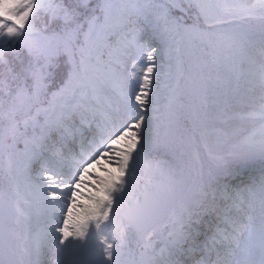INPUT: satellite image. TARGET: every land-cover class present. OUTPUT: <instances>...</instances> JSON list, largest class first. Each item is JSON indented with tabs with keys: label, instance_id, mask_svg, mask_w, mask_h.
<instances>
[{
	"label": "snow or ice",
	"instance_id": "6c2138e0",
	"mask_svg": "<svg viewBox=\"0 0 264 264\" xmlns=\"http://www.w3.org/2000/svg\"><path fill=\"white\" fill-rule=\"evenodd\" d=\"M80 4L85 10L83 13L74 7L54 4L51 0H11V4L0 0V66H6L8 71L7 76L0 74V106L2 97L7 96L8 139L11 141L8 147L14 148L15 143L23 139L26 150L29 145L38 149L28 159V166L39 163L37 176L30 178L32 198L29 203L33 207L62 206L61 221L55 226V231L59 233L56 237L58 251L63 255L70 248H87L90 243L96 242L106 260L115 264L114 249L123 246L124 237L122 234L121 244L117 246L110 238V231L114 224L121 221L125 206L128 207L127 222H121V227L127 230L141 228L149 219L168 211L171 204L172 208L178 205L179 210L174 211L175 218L170 228L167 224L163 225L158 240L149 236L144 245L149 255L141 264H237L235 259L230 258L234 257L246 238L253 236L251 214L257 210L258 197L261 218L259 264H264V173L258 189L243 182L229 189L227 184L217 186L216 178L210 177L198 189L194 207L175 186L168 190L164 201L154 200L146 204L139 198L136 193L138 165L145 162L152 166L146 147L145 113L154 111L148 105L152 74L157 67V48L148 47L145 51L142 45L131 40L124 42L119 49L116 63L129 62L125 71L130 72L132 81H136L121 114L118 102L98 92L90 60V45L93 41L107 38L115 6L111 0H104L99 8L100 15H96L88 12L89 0H80ZM196 7L205 22L213 27V31L206 34L219 35L220 39L231 42L240 57V76L250 85L248 91L254 92L259 88L264 101V36L258 42L260 58L257 60L252 53L256 44L240 36L225 37L209 20V5L199 0ZM179 10L184 11L183 8ZM42 13L48 14L53 21L62 19L65 22L61 38L67 36L68 39L62 49H57V53L63 51L67 55L71 70L67 83L54 94L69 92L70 98L59 111L51 116L46 114L41 124L36 117L42 110L36 108L33 115L32 109L35 103H39L40 93L46 87L43 68L55 54L48 46L32 42ZM237 13L264 18V0H258L255 5L238 6ZM136 14L144 16V8L138 7ZM81 15L86 17V27L80 23ZM192 30L198 31L195 28ZM80 34H83L84 42L79 47L77 60L72 37ZM25 52L26 57L21 59ZM13 59L21 60L18 71L11 68ZM137 64H140L139 75ZM220 69L224 72L223 82L226 85L227 73L231 71L228 58ZM225 91H228L227 88ZM89 93L95 103L85 102ZM231 98L239 102L234 91ZM44 111L47 113L49 110ZM122 142V148L116 147ZM255 147V141L248 144V150ZM258 147L264 152V133ZM101 160H106L111 168V171L109 168L102 169L105 177L90 172ZM86 176L91 177L94 183H87ZM83 188H90L91 191L85 194L81 191ZM78 197L87 203H81ZM221 201L229 203L222 205ZM17 211L20 209L17 208ZM45 242V237L37 236L38 248L43 247ZM0 264L4 261L0 260Z\"/></svg>",
	"mask_w": 264,
	"mask_h": 264
},
{
	"label": "rangeland",
	"instance_id": "374dc122",
	"mask_svg": "<svg viewBox=\"0 0 264 264\" xmlns=\"http://www.w3.org/2000/svg\"><path fill=\"white\" fill-rule=\"evenodd\" d=\"M195 5L199 0H192ZM232 1V0H230ZM11 4V0H6ZM241 5H255L258 0H236ZM111 3L115 6L109 22L107 30V38L101 41H93L90 45V60L94 62L98 76L93 74L98 92L106 95L109 99L119 103L121 114L128 103L129 97L132 95V89L136 81H132L130 72L125 71L129 66V62L117 64L119 57V49L126 41L135 40L143 46V50L148 47L157 48V67L152 74V84L159 83L161 88L152 96L149 93L150 110L145 113V131L147 136L148 160L151 164L162 160L167 154L164 147L167 140V120L166 107L172 92L177 85L178 79V63L182 58L181 54V32L178 26V20L171 15L166 6L159 0H151L139 7L144 8L145 15L137 16L135 12L134 19L129 18L128 14L122 12L117 3ZM104 4V3H103ZM231 4V3H230ZM103 6V5H102ZM230 7L229 4L225 5ZM138 8V7H137ZM136 8V9H137ZM231 8H234L233 6ZM259 16V15H251ZM131 21V23H125ZM264 33L259 28L253 27L245 32L241 37L246 41L253 42L256 47L252 49L253 55L257 60L260 58L258 42ZM109 45H112L110 48ZM135 52L136 49H133ZM225 58L229 59L231 71L227 73L228 80L225 85L223 82L224 72L220 69V65L225 62ZM139 59V58H138ZM212 67L207 75H200L196 82V98L201 105V116L199 118V126L201 127L197 133L198 139L207 148V141L212 133H218L227 138L231 151L228 153H220L215 148L210 147L206 150L207 162L203 166L210 165L208 176L217 177L224 176L230 171H240L243 164H254V160L261 156L264 152L259 150L258 142L264 133V101L261 100V92L257 88L254 92H249L250 85L240 76L241 63L238 52L232 47L231 42L226 39L212 56ZM140 64H137V73L139 75ZM247 67V65H243ZM161 80H158L159 78ZM119 80V85H117ZM99 84V85H98ZM151 84V88L153 87ZM227 88V92L225 91ZM239 97V102L233 100L231 95ZM220 94V97H218ZM63 101L55 106H47L41 113L43 123L46 114L51 116L60 110L61 106L68 100L67 96H62ZM86 100L95 103L91 93ZM44 110H49L47 113ZM4 114L0 113V129L4 123ZM2 122V123H1ZM211 140V139H210ZM252 141L257 142V147L248 150V144ZM4 147L5 162L10 165V175L14 188L2 190L0 194V260L4 264H43L46 260L47 264H89L94 256L100 253L96 242L90 243L87 248H70L64 255L68 256V252H75L73 260L60 261V255L57 254L56 237L59 233L55 231V226L60 223L62 218L61 207L50 208L46 205L33 207L29 201L31 200V190L29 188L30 178L36 177L39 168L37 163L28 166L29 155L38 149L33 145H29L27 150L23 144V140H18L14 148H9L11 141L8 137L0 140ZM116 147L122 148L121 145ZM205 148V149H206ZM103 168H111L106 160H101L100 164L90 170L97 176L105 177ZM150 168L147 163L141 162L137 169L136 193L141 200L149 197L155 191L166 189L167 191L175 186L181 192L185 189L184 180L172 177L166 173H159L158 178L154 180L152 171L149 173L145 169ZM207 168H204L205 171ZM264 173V172H263ZM139 175V176H138ZM261 175L252 176L250 180L245 182L258 189ZM87 183L92 184L94 180L86 176ZM82 192L88 194L91 189L83 188ZM183 193V192H182ZM81 203H87L86 200L78 197ZM11 203L16 211L17 220L15 223L7 221V208ZM227 204V201L223 202ZM229 203V202H228ZM17 208L20 211H17ZM128 208L127 205L122 212ZM178 211V210H176ZM121 212V213H122ZM43 214L47 215L46 217ZM252 228L254 229L252 240L255 246H260V226L261 218L258 209L252 214ZM174 215L173 219L174 220ZM123 222V221H121ZM121 222L114 224L110 231V238L117 246L121 244L123 234V246L114 249L115 264H127L129 261L139 262L137 250L145 251L144 245L148 242L149 236L155 237L160 233L154 230L148 235L146 242L140 246L139 235L134 229L124 230ZM169 228H170V224ZM42 236L46 238L43 247H37L36 238ZM79 243V242H77ZM30 254V255H29ZM238 252H235V259ZM35 258L30 260V258ZM104 264H112L103 256L100 258Z\"/></svg>",
	"mask_w": 264,
	"mask_h": 264
},
{
	"label": "trees",
	"instance_id": "16d2710c",
	"mask_svg": "<svg viewBox=\"0 0 264 264\" xmlns=\"http://www.w3.org/2000/svg\"><path fill=\"white\" fill-rule=\"evenodd\" d=\"M118 4L122 12L128 14L130 18L135 17L136 8L151 0H111ZM162 2L168 12L174 15L178 20V26L181 32V54L182 58L178 63V79L177 85L172 92L168 105L166 107L167 120V140L164 145L167 154L162 158L161 164L157 169L152 167L155 172L154 177H158V172L163 171L166 174L175 178L184 180L185 189L182 191L191 204L196 196L199 187H202L209 179L208 171L210 165L203 166L207 162L206 150L210 147L215 148L220 153H229L231 151L228 145L227 138L218 133H212L210 139L207 141V148L198 139L201 127L199 126V118L201 116V105L198 98H196V82L199 76L207 75L212 67V56L216 49L222 46L226 39H220L219 35H207L212 32L213 27L205 22L203 16L199 14V10L192 0H159ZM54 4H59L64 7H74L78 11L85 10L80 4V0H51ZM209 5L208 15L209 20L214 25L219 33L227 36H241L239 33L251 30L253 27L264 31V18L261 16L243 15L237 13V8L240 4L236 0H204ZM104 0H89L88 12L89 14L100 15L99 8L102 7ZM231 3V4H230ZM229 4V8L225 5ZM234 8H231V7ZM183 8L181 12L179 9ZM35 12V10H34ZM80 23L86 27V17L81 15ZM219 21V23H216ZM74 26V25H73ZM195 28L198 31H193ZM65 31V22L62 19L55 21L51 20L46 13L41 14V18L37 21L35 33L33 36L34 43L44 44L55 53L51 60L48 61L43 72L45 75L46 87L40 93L39 103H35L32 109V114L35 115V109L40 108L42 111L36 117L42 124L43 119L41 113L47 106L58 105L63 101L62 96L65 95L70 98V93L65 92L63 95H55L57 91L67 83L68 75L71 70V63L67 55L63 51L57 53V49H62L63 43L68 39L67 36L61 38ZM73 43L76 45V59H79V47L84 42L83 34L72 37ZM105 41V39H104ZM111 47V45H110ZM26 57V52L22 54L21 59ZM26 63V60H25ZM94 66V62L91 61ZM21 60L13 59L11 68L14 71L19 70ZM0 74L7 76L8 71L6 66H0ZM95 76L99 72L94 66ZM158 80L160 79L157 78ZM16 83H19L17 81ZM29 83L31 80L29 79ZM99 85V84H98ZM152 96L161 88L157 82L152 84ZM15 87V84H13ZM220 97V94H218ZM2 106H0V113L4 114V123L0 129V140L8 137L9 118H8V97H2ZM2 123V122H1ZM38 131V129H37ZM31 129H29V134ZM23 140V139H20ZM24 144V141H23ZM25 145V144H24ZM206 148V149H205ZM25 149V148H23ZM4 147L0 149V194L1 191L7 188H14L12 184V177L10 175V165L5 162ZM264 160V154L261 155ZM204 168H207L205 171ZM45 214H43L44 216Z\"/></svg>",
	"mask_w": 264,
	"mask_h": 264
},
{
	"label": "water",
	"instance_id": "95a60500",
	"mask_svg": "<svg viewBox=\"0 0 264 264\" xmlns=\"http://www.w3.org/2000/svg\"><path fill=\"white\" fill-rule=\"evenodd\" d=\"M167 196H168V191L165 189H161V190L157 191L155 194H153L152 196H150L148 199L144 200L143 202H145L146 204H151L154 200L164 201L167 199ZM174 209L175 208H172L171 204H170L168 211L163 212L160 215L149 219L141 228L136 229V230L140 234H143V235L149 234L153 229L157 228L159 225L166 223L167 220L169 219L171 212ZM127 215H128V210L125 211V213H124V218L126 221H127ZM8 216L12 222H14L17 218L16 212L11 206L8 209Z\"/></svg>",
	"mask_w": 264,
	"mask_h": 264
},
{
	"label": "bare ground",
	"instance_id": "6f19581e",
	"mask_svg": "<svg viewBox=\"0 0 264 264\" xmlns=\"http://www.w3.org/2000/svg\"><path fill=\"white\" fill-rule=\"evenodd\" d=\"M99 250H101L100 246L98 245ZM57 254L60 255V261L63 262L65 260H73L74 259V254L75 252H68V256L66 257V255H61V253L59 251H57ZM30 255V254H29ZM101 258V254H97V256H94L92 258V260L89 261V264H104L101 262L100 260ZM35 258L31 257L30 260H34ZM35 262V260H34ZM248 264H257V261L254 259V257H250L248 260Z\"/></svg>",
	"mask_w": 264,
	"mask_h": 264
}]
</instances>
